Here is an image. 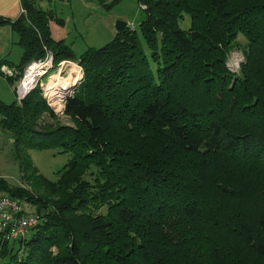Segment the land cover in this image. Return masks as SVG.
<instances>
[{
  "label": "trees",
  "instance_id": "obj_1",
  "mask_svg": "<svg viewBox=\"0 0 264 264\" xmlns=\"http://www.w3.org/2000/svg\"><path fill=\"white\" fill-rule=\"evenodd\" d=\"M138 2L139 32L126 26L78 57L35 0L0 17L17 33L19 70L47 52L82 70L64 103L69 124H40L55 114L39 85L20 103L0 100L16 147L71 154L55 180L34 170L36 192L0 177V192L40 218L17 239L19 263L264 264V0ZM60 78L52 101L62 102Z\"/></svg>",
  "mask_w": 264,
  "mask_h": 264
},
{
  "label": "rangeland",
  "instance_id": "obj_2",
  "mask_svg": "<svg viewBox=\"0 0 264 264\" xmlns=\"http://www.w3.org/2000/svg\"><path fill=\"white\" fill-rule=\"evenodd\" d=\"M35 4L37 7L50 12L52 16L49 20L51 36L53 38L57 37L54 38L56 40H64L70 46L75 57H78L90 47L97 48L109 42L117 32L115 24L118 20L126 22L127 26L133 25L134 29L139 32L138 25L145 17L144 6H141L138 0H35ZM57 19L62 20V23H58ZM188 23L189 17L185 15L180 27L186 28ZM238 40L244 42L242 36H239ZM242 60L241 51L233 49L229 53L227 66L230 65V68H228L238 73ZM69 63H73L77 67L76 83L80 76L81 67L76 62L69 61ZM237 63L238 66L235 65ZM6 66L18 70L19 74L8 77L16 85L23 69L19 70L14 66ZM56 70V66L53 65V68L49 69L40 78L39 86L47 81L46 87L49 95H54L51 91V84L54 79L58 76H65L59 75ZM62 70L65 71V68H62ZM60 81L61 78L57 87L61 83ZM2 87L6 90V96L0 94V100L5 103L16 100L14 86L11 81L3 82ZM42 93H44L43 89ZM44 98L46 99V97ZM57 98L62 101V96ZM61 103L57 101L50 102V105L47 103L52 108L55 117L45 115L40 122L41 125L44 123H70L69 118L63 113L64 109L62 111V109L57 108ZM70 158L71 154L69 152H61L57 148L37 150L23 145L16 147L12 133L0 126V177H3L10 185L23 186L36 192L31 184L35 179L34 170H36V174L39 173L50 180H55L57 171ZM7 248L10 251L6 256L0 254V264H20L19 261L24 253L23 246L17 240H10L7 243ZM18 249H20L19 253L14 257H10Z\"/></svg>",
  "mask_w": 264,
  "mask_h": 264
},
{
  "label": "built area",
  "instance_id": "obj_3",
  "mask_svg": "<svg viewBox=\"0 0 264 264\" xmlns=\"http://www.w3.org/2000/svg\"><path fill=\"white\" fill-rule=\"evenodd\" d=\"M25 11L21 9V13ZM134 30L133 25L128 26ZM238 66V63L235 64ZM69 60H62L56 65V73L59 75H67V67ZM230 68V65L228 66ZM53 68V57L50 52H47L45 58L32 60L27 63L21 73L18 83L14 87L15 99L18 103L40 83V78ZM65 68V71L62 70ZM80 68V67H79ZM232 70V69H231ZM0 72L4 78L14 77L18 73L15 68L0 66ZM65 73V74H64ZM82 77L80 68V76ZM47 81L42 87L43 96L48 99L47 103H52V98L47 92ZM63 104V97H62ZM50 105V104H49ZM40 221L39 215L35 211V206L24 198L10 196L0 192V239L5 241L17 240L25 238L30 229L34 228Z\"/></svg>",
  "mask_w": 264,
  "mask_h": 264
},
{
  "label": "crops",
  "instance_id": "obj_4",
  "mask_svg": "<svg viewBox=\"0 0 264 264\" xmlns=\"http://www.w3.org/2000/svg\"><path fill=\"white\" fill-rule=\"evenodd\" d=\"M20 13V0H0V17L14 20ZM17 40V33L11 28L10 24H0V66L9 65L15 67L20 61L22 49L17 44ZM3 60H5L4 63L2 62ZM5 81L9 82L0 72V94L3 96H6V90L2 87V83H5ZM13 86L15 87L14 82Z\"/></svg>",
  "mask_w": 264,
  "mask_h": 264
},
{
  "label": "bare ground",
  "instance_id": "obj_5",
  "mask_svg": "<svg viewBox=\"0 0 264 264\" xmlns=\"http://www.w3.org/2000/svg\"><path fill=\"white\" fill-rule=\"evenodd\" d=\"M76 65L73 63H69L68 69H67V75L61 77V83L56 88L57 94L61 97L64 96V90L68 89L70 86L75 84L76 81V75H77V69ZM79 71V70H78Z\"/></svg>",
  "mask_w": 264,
  "mask_h": 264
},
{
  "label": "water",
  "instance_id": "obj_6",
  "mask_svg": "<svg viewBox=\"0 0 264 264\" xmlns=\"http://www.w3.org/2000/svg\"><path fill=\"white\" fill-rule=\"evenodd\" d=\"M126 26H127L126 22L121 21V20H118L116 22V24H115L116 30L123 29ZM77 84H78V81L75 84H73L72 86H70L68 89L64 90L65 93H64V96H63V103H65L66 99L69 98L72 95V93L74 92ZM63 109H64V106L62 108V111H63Z\"/></svg>",
  "mask_w": 264,
  "mask_h": 264
}]
</instances>
